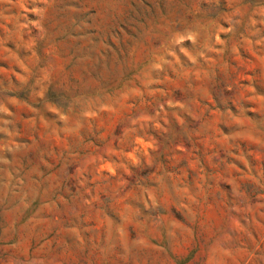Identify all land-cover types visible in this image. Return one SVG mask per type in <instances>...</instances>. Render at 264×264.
Segmentation results:
<instances>
[{
  "label": "rangeland",
  "instance_id": "rangeland-1",
  "mask_svg": "<svg viewBox=\"0 0 264 264\" xmlns=\"http://www.w3.org/2000/svg\"><path fill=\"white\" fill-rule=\"evenodd\" d=\"M0 264H264V0H0Z\"/></svg>",
  "mask_w": 264,
  "mask_h": 264
}]
</instances>
